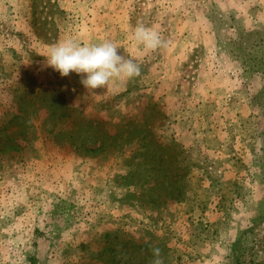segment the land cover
<instances>
[{
	"label": "rangeland",
	"instance_id": "374dc122",
	"mask_svg": "<svg viewBox=\"0 0 264 264\" xmlns=\"http://www.w3.org/2000/svg\"><path fill=\"white\" fill-rule=\"evenodd\" d=\"M143 23L169 46L131 41ZM109 39L141 75L45 66ZM74 89V90H73ZM264 264V0H0V264Z\"/></svg>",
	"mask_w": 264,
	"mask_h": 264
},
{
	"label": "clouds",
	"instance_id": "9594fccd",
	"mask_svg": "<svg viewBox=\"0 0 264 264\" xmlns=\"http://www.w3.org/2000/svg\"><path fill=\"white\" fill-rule=\"evenodd\" d=\"M131 41L145 51H156L169 46V41L155 28L143 23H138L132 29ZM118 50L117 44L109 39L82 44L68 38L49 48L45 66L59 72L61 77H68L70 73L77 74L85 89H105L114 80H130L141 75V64ZM152 255L150 264H164L158 247L152 249Z\"/></svg>",
	"mask_w": 264,
	"mask_h": 264
}]
</instances>
